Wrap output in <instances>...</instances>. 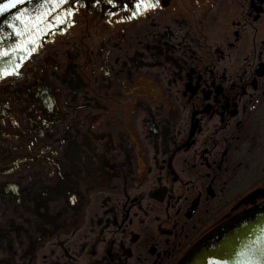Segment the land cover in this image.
I'll return each instance as SVG.
<instances>
[{"label":"flooded vegetation","instance_id":"flooded-vegetation-1","mask_svg":"<svg viewBox=\"0 0 264 264\" xmlns=\"http://www.w3.org/2000/svg\"><path fill=\"white\" fill-rule=\"evenodd\" d=\"M138 2L50 3L1 72L0 264H184L264 203V0Z\"/></svg>","mask_w":264,"mask_h":264},{"label":"water","instance_id":"water-1","mask_svg":"<svg viewBox=\"0 0 264 264\" xmlns=\"http://www.w3.org/2000/svg\"><path fill=\"white\" fill-rule=\"evenodd\" d=\"M7 33H0V43L12 44L7 39ZM20 42L19 39L16 41ZM13 47H0V51L12 52ZM23 56L22 52L13 53L6 57H0V73L11 69L15 62ZM227 238L230 241V247L225 255L229 262H236L241 252L245 253V260L255 259L260 253H264V203L254 208L252 211L242 213L238 218L226 224L220 230L214 232L206 240L201 242L185 260L184 264H191L194 256L202 249L212 243H219ZM257 250H260L257 253ZM217 258L223 259V255L217 253Z\"/></svg>","mask_w":264,"mask_h":264},{"label":"snow or ice","instance_id":"snow-or-ice-1","mask_svg":"<svg viewBox=\"0 0 264 264\" xmlns=\"http://www.w3.org/2000/svg\"><path fill=\"white\" fill-rule=\"evenodd\" d=\"M26 2V0H6V2L0 4V15L6 14L10 9L16 8L18 4ZM111 3L112 0H109ZM52 4L55 8H60L65 4L71 3V0H45V18L37 19L34 23L29 22L25 24L21 30L15 31V35L20 37L21 40L18 44L13 45L12 52L8 51H0V57H6L13 53L22 52L23 56L21 59L28 57L31 55L33 51L36 50V40H29L30 36H34L36 33L41 32L43 27H47L48 19L47 17L51 16V11L49 9V4ZM160 4V0H139L137 7L143 9H150L152 7H156ZM26 15V13H21L20 16L15 17L14 19L20 20L22 16ZM66 20L64 17L59 18L55 23H65ZM31 45V46H29ZM19 75V72L13 70L11 73H0V79L4 78L6 75ZM230 247V241L225 238L223 241L219 243H212L208 247L202 249L196 256L193 257L191 264H229L227 259H218L217 253L221 255H227V251ZM260 250H257L259 253ZM241 256L246 255L241 252ZM248 264H264V253H260L256 256L255 259L249 258Z\"/></svg>","mask_w":264,"mask_h":264}]
</instances>
